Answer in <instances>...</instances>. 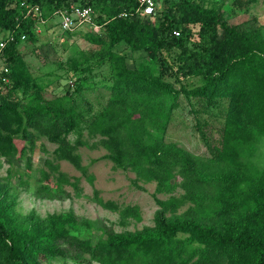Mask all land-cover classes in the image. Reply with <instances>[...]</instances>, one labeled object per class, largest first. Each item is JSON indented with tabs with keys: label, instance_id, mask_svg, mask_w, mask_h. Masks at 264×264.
<instances>
[{
	"label": "trees",
	"instance_id": "obj_1",
	"mask_svg": "<svg viewBox=\"0 0 264 264\" xmlns=\"http://www.w3.org/2000/svg\"><path fill=\"white\" fill-rule=\"evenodd\" d=\"M159 1L154 15L140 17L137 0H0V37L13 33L3 51L9 83H0V158L8 165L0 178V264L86 256L95 264H264V168L251 161L264 138V26H246L254 18L229 24L200 0ZM227 1L230 17L239 18L257 0ZM71 4L89 6L91 22L63 30L58 12L70 13ZM26 6H38L41 16L27 15ZM83 28L93 48L68 64L75 89L50 94L21 48L49 29L75 38ZM83 91L95 93V104L80 98ZM181 98L193 115L215 110L223 119L214 145L197 126L210 158L165 142ZM41 138L82 174L78 149L102 148L114 169L134 174L137 189L154 183L153 226L116 232L73 211L15 212L11 179ZM39 185L50 197L77 183L59 173L51 193L43 173ZM97 202L122 226L141 219L137 206Z\"/></svg>",
	"mask_w": 264,
	"mask_h": 264
},
{
	"label": "rangeland",
	"instance_id": "obj_2",
	"mask_svg": "<svg viewBox=\"0 0 264 264\" xmlns=\"http://www.w3.org/2000/svg\"><path fill=\"white\" fill-rule=\"evenodd\" d=\"M200 1L205 7L220 9L229 24L245 22L247 19L254 18L255 20H251L246 26H258L259 24L264 26V0H257L251 5L250 12L246 15L241 13L242 16L239 18L230 17L231 8L227 0ZM86 32L87 29L83 28L77 33L78 37L65 36L66 38H64V35L58 30L49 29L40 35V40L35 46L21 48V52L24 53L25 60L29 62L33 73L45 79L50 94L62 95L66 90L74 91V84L68 78L70 74L66 73L69 72L68 64L71 60L79 61L83 55L91 53L93 45L81 37ZM186 82L187 88L194 84L192 80ZM80 98L95 104L94 92L83 91ZM216 113L217 111L212 110L210 113L193 115L190 106L184 98H181L180 105L174 111L167 129L165 142L177 144L198 159L210 158L211 153L198 132L197 126L199 124L205 130L211 145H214L219 138L223 124L220 114ZM84 135L86 138V133ZM69 139L72 141L74 137ZM54 149L55 145L41 138L37 141L35 151L23 158L19 170L11 179L13 197L10 200L14 202L15 212L20 215L33 212L38 217L45 218L48 214L73 211L78 217L91 221H103L106 225L112 226L116 232L135 231L145 226H153V217L157 210L153 198L154 183H140L139 185L143 189H137L131 183V180L135 178L134 174L114 169L111 162L102 159L106 153L102 148L91 150L80 147L78 149L81 165L86 170L85 174H82L66 161L56 160L53 156ZM28 157L30 158L29 171L25 169ZM251 161L259 169L264 168V138L257 144L256 152ZM45 162H49V164ZM7 168L8 165L0 158V178L6 177ZM52 168H57V170L54 171ZM43 173L49 175L50 186L47 187V190L51 193L54 192L55 179L59 173L66 175L70 183L76 182L77 186L63 185L61 192H55L54 196L48 197L44 190L39 191L42 185H39V182L42 181ZM20 181L25 184L20 185ZM35 190L39 191L40 197L34 195ZM180 193L178 190L174 195ZM156 197L165 200L169 195H157ZM97 200L104 203L114 202L118 209H123L126 206H137L140 210L141 219L139 222L130 220L125 226H122L119 223L118 213L104 209ZM91 236L95 239L98 235L91 233ZM41 264L95 263L90 262L89 257L86 256L80 262L42 259Z\"/></svg>",
	"mask_w": 264,
	"mask_h": 264
},
{
	"label": "built area",
	"instance_id": "obj_3",
	"mask_svg": "<svg viewBox=\"0 0 264 264\" xmlns=\"http://www.w3.org/2000/svg\"><path fill=\"white\" fill-rule=\"evenodd\" d=\"M159 0H137V7L134 11L135 14L140 17H149L154 15L156 9L159 7ZM27 15L30 10L33 9V12L38 16H41V12L38 6L28 7ZM68 13L66 10L59 11L58 15L61 21V26L63 30H74L82 24H89L91 22L92 10L89 6L85 7H75L74 5H70ZM36 32L39 33V28H36ZM24 37H22L23 39ZM13 41V33H4L0 37V83H9V78L7 77L9 74V69L6 66L5 59L3 57V51L6 45Z\"/></svg>",
	"mask_w": 264,
	"mask_h": 264
}]
</instances>
